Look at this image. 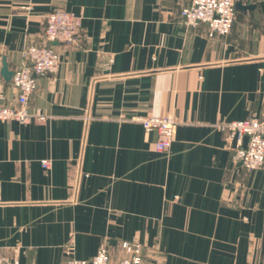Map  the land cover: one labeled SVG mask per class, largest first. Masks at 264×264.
<instances>
[{
	"label": "crops",
	"instance_id": "obj_1",
	"mask_svg": "<svg viewBox=\"0 0 264 264\" xmlns=\"http://www.w3.org/2000/svg\"><path fill=\"white\" fill-rule=\"evenodd\" d=\"M190 3L0 0V70L32 45L61 60L29 101L47 120L0 122V255L66 264L106 247L120 262L137 242L144 264H264V169L235 163L221 130L264 118V0H236L253 8L213 37L184 25ZM55 9L82 18L77 45L46 42ZM145 116L176 121L169 152Z\"/></svg>",
	"mask_w": 264,
	"mask_h": 264
},
{
	"label": "built area",
	"instance_id": "obj_2",
	"mask_svg": "<svg viewBox=\"0 0 264 264\" xmlns=\"http://www.w3.org/2000/svg\"><path fill=\"white\" fill-rule=\"evenodd\" d=\"M181 19L185 26L197 28L204 24L209 36L228 35L235 22L236 0H191L188 7L182 9ZM82 18L73 13L55 9L46 17L45 40L48 43L59 42L66 46L77 45L80 41ZM26 64L15 70L11 79L17 95L14 104H7L5 82L0 75V122L16 121L27 124L32 121L44 122L48 116L40 111H30L29 101L38 87V78L56 73L61 64L59 55L51 46H29L23 52ZM146 133H156L155 150L169 152L176 133L177 123L169 116H145L136 119ZM221 130L236 139L233 160L248 171L264 169V118H250L222 125ZM248 138L245 144L244 140ZM44 169L51 162L41 161ZM1 192V183H0ZM123 250L128 257L113 262L106 247L89 260L69 259L66 264H144V250L137 242H124ZM0 264H19L16 257L0 255Z\"/></svg>",
	"mask_w": 264,
	"mask_h": 264
},
{
	"label": "water",
	"instance_id": "obj_3",
	"mask_svg": "<svg viewBox=\"0 0 264 264\" xmlns=\"http://www.w3.org/2000/svg\"><path fill=\"white\" fill-rule=\"evenodd\" d=\"M236 7L240 8V9H243V10L252 9L253 8L251 6L244 7L240 3H236ZM0 75L2 76V78H3L5 83H10L11 82V79H12V76H13V72L8 69L6 58L2 59V68L0 70ZM244 142L246 144L248 142V138H245Z\"/></svg>",
	"mask_w": 264,
	"mask_h": 264
}]
</instances>
